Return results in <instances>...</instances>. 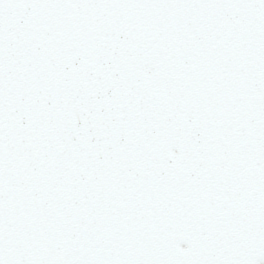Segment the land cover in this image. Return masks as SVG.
<instances>
[{"label": "snow or ice", "instance_id": "1", "mask_svg": "<svg viewBox=\"0 0 264 264\" xmlns=\"http://www.w3.org/2000/svg\"><path fill=\"white\" fill-rule=\"evenodd\" d=\"M0 264H264V0H0Z\"/></svg>", "mask_w": 264, "mask_h": 264}]
</instances>
